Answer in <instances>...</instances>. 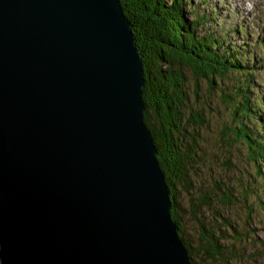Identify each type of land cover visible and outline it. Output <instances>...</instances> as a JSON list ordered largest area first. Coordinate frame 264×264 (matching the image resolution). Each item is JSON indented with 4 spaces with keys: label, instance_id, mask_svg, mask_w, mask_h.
I'll use <instances>...</instances> for the list:
<instances>
[{
    "label": "water",
    "instance_id": "obj_1",
    "mask_svg": "<svg viewBox=\"0 0 264 264\" xmlns=\"http://www.w3.org/2000/svg\"><path fill=\"white\" fill-rule=\"evenodd\" d=\"M117 0H0V264H191Z\"/></svg>",
    "mask_w": 264,
    "mask_h": 264
},
{
    "label": "trees",
    "instance_id": "obj_2",
    "mask_svg": "<svg viewBox=\"0 0 264 264\" xmlns=\"http://www.w3.org/2000/svg\"><path fill=\"white\" fill-rule=\"evenodd\" d=\"M117 1L130 25L136 49L142 58L143 121L153 139L157 151L156 159L169 191L171 219L192 260V249L183 238L178 218V188L182 187L190 195L189 175L196 160L194 144H185L182 125V112L188 101V74L194 80H204L210 85L216 84L214 78H223L231 83L233 91L226 94L225 100L232 104V117L224 135L227 138L231 136L247 147L248 164L257 168V174L264 176V126L259 119L253 118L262 130L261 138L257 139L249 130L247 122L252 118L247 116L252 113L248 88L251 79L260 69L255 68V63L247 68L248 60L237 49L226 47L224 38L213 34L198 36L196 28L208 22V18L205 16L202 20L196 18L193 22H188L183 9L191 5V0ZM237 29L238 33H242L239 26ZM221 34L224 33L221 31ZM220 99L222 100L221 95ZM191 117L198 123L201 121L198 114ZM261 167L263 170L259 169ZM232 200L228 191L222 188L214 194L208 195L206 192L197 199L190 198L189 203L194 212L195 208L209 209L216 204L228 205ZM196 214L198 210L193 214L194 219ZM198 224L206 256L211 259L223 258L225 249L220 242L226 239V232L219 233L204 222ZM227 226V223L222 224V227Z\"/></svg>",
    "mask_w": 264,
    "mask_h": 264
},
{
    "label": "rangeland",
    "instance_id": "obj_3",
    "mask_svg": "<svg viewBox=\"0 0 264 264\" xmlns=\"http://www.w3.org/2000/svg\"><path fill=\"white\" fill-rule=\"evenodd\" d=\"M183 11L188 22L208 18L196 28L198 36L213 34L224 38L226 47L237 49L248 60L247 68L255 63V68L260 69L248 88L252 113L247 116L252 118L247 122L252 134L261 138L262 130L253 118L264 126V112H260L264 111V0H191ZM237 26L242 33H238ZM213 81L215 85L194 80L190 74L187 77L183 135L185 144H194L196 160L189 175L190 195L178 188L179 224L192 249L194 264H264V176L248 164L247 147L224 135L232 117V104L226 102L225 96L232 93V85L223 78ZM196 114L201 117L199 123L191 117ZM222 188L232 196L231 203L195 208L193 212L190 198L197 199L206 192L214 194ZM198 222L211 225L219 233L226 232V239L220 242L225 249L223 258L206 256ZM223 223L228 226L222 227Z\"/></svg>",
    "mask_w": 264,
    "mask_h": 264
}]
</instances>
